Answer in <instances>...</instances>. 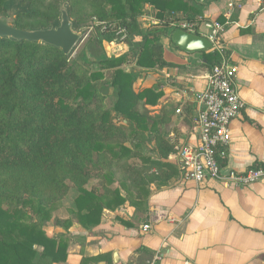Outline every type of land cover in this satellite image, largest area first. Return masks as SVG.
<instances>
[{
	"label": "trees",
	"instance_id": "1",
	"mask_svg": "<svg viewBox=\"0 0 264 264\" xmlns=\"http://www.w3.org/2000/svg\"><path fill=\"white\" fill-rule=\"evenodd\" d=\"M60 1L0 0V15H12L20 29L55 27ZM66 1L74 30L89 21L101 52L107 42L123 40L132 46L107 57L95 53L88 39L92 60L85 48L72 57L49 44L0 38V264L67 259L71 236L47 235L28 219L25 205L47 217L74 188L73 208L65 211L89 230L100 223L104 209L128 202L143 210L150 187L166 185L178 175L169 159L176 141L168 134L183 113L176 112L177 104L155 111L163 95L159 77L148 86L136 84L150 72L173 66L163 58L160 37L167 35L177 12L188 21L195 19L200 11L195 1ZM146 6L160 27L141 29L138 18ZM118 28L126 34L123 39ZM221 52L202 50L198 66L212 68ZM183 112L189 111L183 107ZM139 136L150 142V153L140 149ZM224 152L223 146L215 149L220 167L226 163ZM91 180L95 183L88 188ZM62 223L66 229L71 226L68 218ZM103 258L86 256L84 264Z\"/></svg>",
	"mask_w": 264,
	"mask_h": 264
},
{
	"label": "crops",
	"instance_id": "2",
	"mask_svg": "<svg viewBox=\"0 0 264 264\" xmlns=\"http://www.w3.org/2000/svg\"><path fill=\"white\" fill-rule=\"evenodd\" d=\"M194 1L200 11L193 21L200 35L210 33L207 24L221 27L218 45L211 49L225 51L221 57L236 67L235 85L243 102L230 124V142L223 146L222 173L263 167L264 0ZM175 17L184 19L181 12ZM160 43L164 60L173 66L155 71L163 95L154 109L177 104L183 114L168 136L177 145L194 144V95L205 88L211 68H200L201 51L179 48L169 34ZM169 159L177 166L173 154ZM150 189L141 211L128 202L104 209L100 223L89 230L73 220L67 259L51 264H84L86 256L100 254L103 259L88 264H264L263 180L240 184L208 178L196 183L185 180L178 168L168 184Z\"/></svg>",
	"mask_w": 264,
	"mask_h": 264
},
{
	"label": "built area",
	"instance_id": "3",
	"mask_svg": "<svg viewBox=\"0 0 264 264\" xmlns=\"http://www.w3.org/2000/svg\"><path fill=\"white\" fill-rule=\"evenodd\" d=\"M207 25L211 27V31L203 36L208 38L212 46L217 47L221 27L217 22ZM169 26L172 28L171 31L182 29L199 34L195 21L178 19ZM235 73L236 67L229 63L227 57L222 56L207 74L205 88L194 95L196 113L193 118V129L198 135L196 143L176 144L172 153L185 180L200 183L208 178H223L240 184L264 181V166L248 168L241 173L223 174L214 157L216 147L227 146L230 142V124L243 107L235 85ZM180 110L179 107L176 112L180 113ZM147 228L145 225L144 229Z\"/></svg>",
	"mask_w": 264,
	"mask_h": 264
},
{
	"label": "rangeland",
	"instance_id": "4",
	"mask_svg": "<svg viewBox=\"0 0 264 264\" xmlns=\"http://www.w3.org/2000/svg\"><path fill=\"white\" fill-rule=\"evenodd\" d=\"M16 2H18L19 0H15ZM60 6L63 8H67V1L66 0H61L60 1ZM146 11H144L143 15L140 16L138 18V22L139 25L141 27L142 30H145L147 28H156V27H160L161 25L159 24V21L154 17V11H148L149 6L145 7ZM153 17L156 19H153ZM173 21H171L169 24H171ZM90 22L89 21H85L82 24L79 25L77 32L81 35V39L79 41V43L77 44V46L75 47L73 53H72V57L76 56L81 49L85 48V53L86 55L90 58V59H94V56H92V52L90 51V47L86 46V43L88 42L87 40L89 39V43L91 44V48L95 51V53L103 55V56H107V57H111V56H117L119 54H121L122 52L126 51L127 48L131 47L132 43L128 42V41H119L117 43L114 42H107L104 43V52H101L102 49L100 47H98L97 45H95L94 43V28H92V26H90ZM167 26V34L171 33V27ZM94 26V25H93ZM122 33V34H121ZM118 34L119 37L121 39H123L126 34L125 32H123V30L121 28H118ZM121 34V35H120ZM128 37V36H127ZM132 39H134L133 41H138L137 37H132ZM129 65H123L124 68H127ZM106 73L108 74L109 72L106 71ZM159 74L157 72H150L149 74L146 75L145 78H143V80L141 79L142 77H140L139 82H137V87L140 88L142 86H148L151 85V83L156 80L158 78ZM112 103V99H108L107 104L108 106H110ZM159 105V103H158ZM158 105H156L155 107H158ZM154 108V107H153ZM156 112L158 110V108H155ZM153 112V111H152ZM139 141L141 142V146L140 149L144 152V153H150V148H151V144L148 141V139L145 136H139L138 137ZM94 181L91 180L87 183V187L90 188L91 186L94 185ZM75 195V189L72 188L71 191L68 192V194L61 198V200H59V204H57L55 206L54 210H49L48 211V215L47 217H44V214L42 212H33V208L35 206H29V205H25L24 206V210H26V214L28 215V219L30 218L31 221L36 222L43 230L44 232L49 235H56L59 232H66L68 233V229H66L63 226L62 221L65 218H68L71 220V224L73 222V220H75V218L68 212H66L65 210L67 208H73V198ZM27 220V218H26ZM57 220V222L55 221ZM59 220V222H58ZM72 239V238H71Z\"/></svg>",
	"mask_w": 264,
	"mask_h": 264
},
{
	"label": "water",
	"instance_id": "5",
	"mask_svg": "<svg viewBox=\"0 0 264 264\" xmlns=\"http://www.w3.org/2000/svg\"><path fill=\"white\" fill-rule=\"evenodd\" d=\"M1 37L49 44L61 49L64 54L73 53L81 39V35L73 28L72 19L68 15L67 8L61 6L58 25L49 28L20 29L13 25L12 15H0ZM170 39L176 46L188 52L209 50L212 48V43L207 37L189 33L182 29L172 30Z\"/></svg>",
	"mask_w": 264,
	"mask_h": 264
}]
</instances>
